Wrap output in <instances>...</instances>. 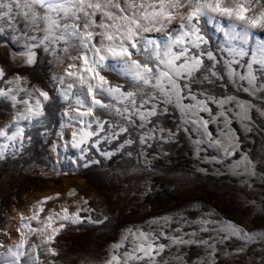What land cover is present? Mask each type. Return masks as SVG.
Instances as JSON below:
<instances>
[{
    "label": "rangeland",
    "instance_id": "rangeland-1",
    "mask_svg": "<svg viewBox=\"0 0 264 264\" xmlns=\"http://www.w3.org/2000/svg\"><path fill=\"white\" fill-rule=\"evenodd\" d=\"M216 23L226 27L237 22L220 16H215V22L201 21L202 34L209 39L204 47L220 60L217 67L223 79L213 78L214 84L194 83L180 96L173 95L170 103L157 102V115L149 118L152 123L136 116L130 123L102 115L109 123L103 131L92 125L98 135L81 146L87 149L85 152L71 143V133L84 125L64 114L69 101L62 93L71 80L65 77L66 83L61 85L55 79L64 75L71 61L54 59L41 45L31 49L36 53L35 63L28 65L29 47L38 45L43 33L20 17L13 27L4 26L0 32V68L6 75L0 78V90L7 95H0V127H6L8 134L22 128L25 136L23 146L0 137L3 248L19 241L21 216L25 217L23 223L40 226L27 218L41 200L59 193L58 198L43 205L41 220L63 207L70 212L82 209L80 216L85 219L81 224L65 222L67 226L54 241L37 250L40 264H105L115 251L114 244H124L117 255L132 251L137 241L129 234L130 229L151 233L150 240L155 237L156 244L166 245L156 257L157 264H264V98L261 93L254 96L245 91L247 81L229 75L223 62L231 57L220 50L224 33L216 31ZM173 28H179V21L162 32L144 35L162 45ZM248 33L249 56L237 58L239 64L232 65L240 75L248 72L246 61L251 58V50L264 45V28H251ZM33 36L37 39L32 40ZM253 68L259 76L258 66ZM16 77L22 78L18 84ZM116 82L123 84L124 80ZM36 88L52 98L44 102V117L17 120L19 114L27 115L25 101L30 105L37 99L43 102ZM229 96L235 99L223 105L210 98L221 101ZM70 100L74 103V98ZM199 101L207 105V110L201 111ZM240 104L251 105L247 118ZM202 121L208 122L206 131ZM141 123L145 126L140 127ZM121 126L128 131L114 136ZM153 129L148 138L146 133ZM128 140L133 142L126 144ZM73 190L75 195L69 196ZM87 217L103 223H90ZM229 224L240 228L241 235L254 234L256 239L246 241L233 235ZM174 237L193 242L174 243ZM28 239L39 244L41 237L29 235ZM49 246L56 249V256L48 253ZM241 248L243 251H238Z\"/></svg>",
    "mask_w": 264,
    "mask_h": 264
},
{
    "label": "snow or ice",
    "instance_id": "snow-or-ice-1",
    "mask_svg": "<svg viewBox=\"0 0 264 264\" xmlns=\"http://www.w3.org/2000/svg\"><path fill=\"white\" fill-rule=\"evenodd\" d=\"M213 14L237 22L226 27L215 24L216 31L224 33L220 50L231 57L223 62L224 67L229 75L239 76L240 80L247 81L248 88L245 91L254 96L261 93V98H264V45L251 50V58L246 61V75H240L232 69L233 64L240 62L237 58L249 56V49L246 47L248 29L264 28V0H0V32L4 31L5 25L13 27L17 17H20L29 27L43 33L39 44L29 47L26 59L28 65L35 63L36 53L31 49L41 45L54 59L71 61L65 67L64 75L55 79L61 85L66 83L65 77L71 80L62 93L65 101H69L68 110L64 114L71 121L84 125L71 133V143L73 148L85 152L87 149L81 146L98 135L92 125L96 124L103 131L109 123L102 119V115L120 117L130 123L133 122L132 117L136 116L140 121L152 123L149 118L157 115V102L170 103L173 95L180 96L184 88L190 89L194 83L214 84L215 80L223 79L221 69L217 67L220 60L212 50L204 47L208 45L209 39L202 34L201 21L204 24L215 22ZM174 21H179V28L168 31L167 41L162 45L145 37L144 34L151 31H164ZM31 39L36 40L37 37L33 36ZM254 65L258 66L259 76ZM5 75L6 70L0 68V78ZM15 79L18 84L22 78ZM120 79L124 80L123 84L116 82ZM181 80L188 83L181 85ZM35 91L43 97V102L37 99L35 105H30L25 101L27 115L19 114L17 120L44 117V102L52 98L41 88H36ZM0 95L7 93L0 90ZM70 97L74 98V103ZM12 98L15 100L14 96ZM192 98L195 99V96ZM210 98L221 105L235 99L230 96L221 101ZM198 103L202 106L201 111L207 110L203 101ZM239 106L247 118V110L251 105ZM207 123L202 121L205 131ZM112 126L115 127V123ZM144 126L141 123L140 127ZM127 131L128 128L121 126L119 133L113 135ZM154 131L155 129L150 130L146 136L151 138V132ZM160 131L163 132L164 129ZM24 136L22 128L17 127L8 134L6 127H0V137H5L9 142L19 141L23 146ZM208 136L211 139V133ZM132 142L125 141L126 144ZM8 146L4 145L5 148ZM225 153L230 154L227 148ZM0 158H3L2 151ZM68 195L74 196L75 191H70ZM58 197L59 193L56 197H45L37 204V210L32 216L27 218L29 221H38L40 226L33 227L30 223H23L25 217L21 216V227L17 229L20 239L6 249L0 245V264H40L38 249L43 245H50L67 224L83 223L85 218L80 216L82 209L70 212L68 207L61 208L60 212H50L41 220L43 205ZM84 202L87 203L86 200ZM86 219L90 223H103L91 217ZM22 228L28 229V232H21ZM228 229L243 240L256 239L254 234L241 235L242 230L234 225L229 224ZM129 234L137 241L132 251L117 255L124 244H114L112 247L115 251L105 264H131L134 261L157 264L156 257L164 251L166 245L156 244L155 237L150 240L151 233H134L130 229ZM29 235L40 236V243L30 242ZM172 239L174 243L193 242L184 241L180 237ZM47 251L52 256L58 254L50 246ZM238 251H243V248Z\"/></svg>",
    "mask_w": 264,
    "mask_h": 264
}]
</instances>
